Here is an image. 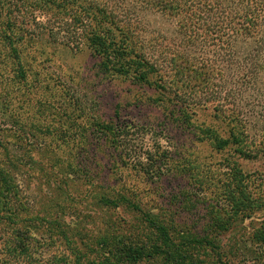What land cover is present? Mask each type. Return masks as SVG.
<instances>
[{
    "label": "trees",
    "instance_id": "obj_1",
    "mask_svg": "<svg viewBox=\"0 0 264 264\" xmlns=\"http://www.w3.org/2000/svg\"><path fill=\"white\" fill-rule=\"evenodd\" d=\"M44 41L87 49L105 76L152 89L148 99L163 113L155 135L173 138L175 130H187L192 140L232 148L237 158L224 164L221 192L210 198L202 216L205 225L189 224L180 200L175 208L172 200L163 207L146 204L137 192L141 181H130L135 175L150 184L173 171L175 149L159 136L151 145L142 138L130 145L127 122L89 116L87 147L80 153L77 133H70L80 114L58 106L62 112L50 130L44 122H27L25 107L46 79L33 72L35 46ZM68 99L75 104L72 95ZM43 100L35 101L41 113ZM47 139L68 144L67 161ZM35 140L45 143L59 186L83 178L82 171L96 172L98 161L106 176L111 167L120 174L118 182L95 183L103 216L34 208L17 177L28 164H37ZM108 140L114 149L104 160L97 149ZM0 149V264H207L201 251L215 253L211 264H221L222 237L226 240L237 225L244 229L233 238L251 245L259 263L264 257V0H0ZM241 160L253 166L245 168ZM116 209L130 213V220L113 215ZM81 220L99 226L89 230Z\"/></svg>",
    "mask_w": 264,
    "mask_h": 264
},
{
    "label": "rangeland",
    "instance_id": "obj_2",
    "mask_svg": "<svg viewBox=\"0 0 264 264\" xmlns=\"http://www.w3.org/2000/svg\"><path fill=\"white\" fill-rule=\"evenodd\" d=\"M35 48L37 54L36 58L34 57L36 61L33 63V72L40 71L47 80L41 79L37 85V92L33 96L31 94L32 99L25 107L28 110L25 113L27 122L32 120L44 122L50 130L58 123V115L62 112V109L57 108L58 106L80 114L81 116L70 127V133H77L76 139L79 144H77V150L80 149V153H84L87 147L86 134L91 124L89 116L110 119L119 124L127 122V141L130 145L137 144L140 138L151 145L154 138L159 136L164 146L175 149V158L172 162L173 171L171 170L172 172L170 171L171 173H168L169 175L162 180L150 184L143 182L135 175L131 176L130 181L137 179L141 181L140 184H136L137 192L146 204H152L151 206L155 208L163 207L165 201L172 200L170 207L175 208L177 205L175 200H180L179 210L184 218L191 219L189 224L193 225V222H196L195 225H205L202 216L210 198L213 195L216 197V193L221 192L219 186L225 177L223 172L226 166L224 164L237 158L233 155L232 148L226 147L218 150L206 139L192 140L193 136L187 130H175L171 134L173 138L162 137L168 136L164 133L155 135L154 127L163 120V113L156 102L148 99L153 96L152 89L133 84L124 77L105 76L98 68L97 58L87 49L75 51L61 44H51L45 41ZM47 84L49 87L45 89L44 86ZM69 95L75 98V104H69ZM39 98L44 99L45 110L42 113L38 112L37 104H35ZM63 119H66L65 115ZM48 139L46 140V144L49 142L48 147L59 151L62 160L67 161L66 152L70 150L68 144L58 146L57 141L51 140L50 142ZM44 144L39 140L33 141V147L38 149L32 152L37 159V164H28L25 171L17 177L23 192L28 196L34 208L57 209L67 212L69 216L77 212L80 216L87 214L103 216L105 209L98 208L95 202L101 188L98 190L95 183L106 180V178L110 183L118 182L121 178L120 174L111 167L106 176L98 161L96 165H93L96 172L84 175L82 171L80 174L83 178L67 180V183L61 182L59 186L57 168L55 166L52 172L45 152L47 147ZM25 148L32 147L27 144ZM113 149L114 147L108 140L105 146L97 149V155L105 154L109 157L110 153L107 152ZM1 152L0 149V154ZM105 155L104 160L107 159ZM241 163L245 168L253 166L251 162L241 160ZM194 212L200 216L198 219L193 215ZM113 215L127 220L131 218L130 213L117 209L114 210ZM81 224L89 230H94L99 226V224L94 226V223L85 220H81ZM233 229L231 234L226 235V240L222 237L225 244L222 249H219L220 263L264 264V257L259 263L255 262L253 255L249 252L252 249L251 245L242 241L236 242L233 238L238 236V231H243L244 228L237 225ZM235 229H239L237 233ZM58 248H62V245ZM199 256L207 264L215 263L218 258L210 251L204 253L201 251ZM87 258L91 260L93 257L89 255Z\"/></svg>",
    "mask_w": 264,
    "mask_h": 264
}]
</instances>
